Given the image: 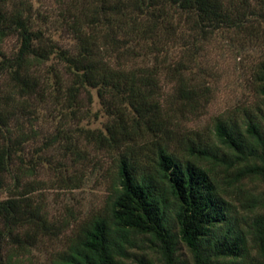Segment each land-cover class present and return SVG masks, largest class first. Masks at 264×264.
Returning <instances> with one entry per match:
<instances>
[{"label":"trees","instance_id":"trees-1","mask_svg":"<svg viewBox=\"0 0 264 264\" xmlns=\"http://www.w3.org/2000/svg\"><path fill=\"white\" fill-rule=\"evenodd\" d=\"M254 1L252 6L233 0H94L90 32L84 34L75 22L73 54L45 42L32 28L25 2L11 12L0 7V43L14 33L20 38L14 58L2 59L0 51V75H9L23 100L16 107L20 115L28 108L26 100L48 91L36 67L55 58L71 83L54 90L64 92L73 116L81 112L79 95L95 90L109 122L105 134L86 132L118 154L105 206L79 225L66 249L47 264H156L153 251L159 264H185L179 245L187 249L191 264H264L261 200L240 188L244 180L264 179V62L255 73L263 111L239 123L218 119L206 139L174 131L175 109H164L159 99L156 74L167 67L158 49L153 66H127L148 56L137 50L172 28L173 15L193 18V30L201 32L243 28L251 18L264 24V0ZM172 80L176 98L197 110L198 91L181 71ZM14 98L0 91V191L8 177L13 179V194L0 200V241L14 246L7 254L0 251V264H19L42 236L58 235L67 225L50 222L33 201L30 184L21 182L19 167L13 172L14 157L28 140L19 130L14 134L18 116L7 109ZM237 207L246 215H239Z\"/></svg>","mask_w":264,"mask_h":264},{"label":"rangeland","instance_id":"rangeland-1","mask_svg":"<svg viewBox=\"0 0 264 264\" xmlns=\"http://www.w3.org/2000/svg\"><path fill=\"white\" fill-rule=\"evenodd\" d=\"M21 1L25 2V14L32 28L58 49L76 52L75 22L80 23L84 34L90 32L87 20L94 0H5L0 7L11 12ZM233 1L237 5L248 1L252 6L256 4L254 0ZM170 21L172 28L161 30L159 40H146L143 42L146 48H137L140 53L148 52V56L127 62V66L151 67L155 62L154 47L160 51L158 58L167 68L157 70L161 87L159 99L164 109H175L174 131L182 136L206 139L211 138L218 119L239 123L246 117L259 116L263 106L255 73L264 62V24L251 18L243 28L201 32L193 30V18L173 15ZM101 32L99 36L104 33ZM153 42L155 46H150ZM19 46L20 38L16 33L5 37L0 43L2 59L14 58ZM36 69L40 80L49 88L46 93L26 100L28 108L23 115L16 108L23 100L14 92L9 75H0L1 94L15 97L12 106L7 108L18 116V123L12 124L14 134L19 130L28 138L14 157L13 172H18L19 167L21 182L30 184L33 201L41 205L50 222L56 226L67 222V225L58 235L42 236L36 246L20 256L19 264L49 263L66 249L77 227L103 209L116 174L118 156L86 132L105 134V125L109 122L96 91L89 89L88 94L83 91L79 95L81 112L73 116L64 103V92L54 90L64 89L71 83L63 64L51 58ZM179 71L198 91L197 110H191L176 98V84L172 79ZM6 182V188L0 191V200L13 194V179L8 177ZM240 188L257 195L261 200L258 211H264V179L244 180ZM236 209L239 215H246L239 207ZM13 248L9 240L0 241L2 254ZM178 255L185 264H191L190 254L183 245H179ZM151 258L159 264L157 252H151Z\"/></svg>","mask_w":264,"mask_h":264}]
</instances>
